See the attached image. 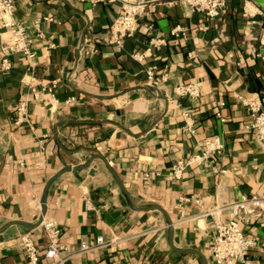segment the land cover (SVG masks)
Returning <instances> with one entry per match:
<instances>
[{
    "label": "crops",
    "instance_id": "crops-1",
    "mask_svg": "<svg viewBox=\"0 0 264 264\" xmlns=\"http://www.w3.org/2000/svg\"><path fill=\"white\" fill-rule=\"evenodd\" d=\"M97 1L14 0L13 19L25 28L35 57L8 55L4 70L12 37L0 21V229L10 221L35 224L45 183L96 152L135 206L165 212L177 251L163 213L127 209L112 175L93 160L49 187L42 224L59 228L66 264H202L200 256L215 264L214 218L205 214L240 196L264 197L263 144L244 104L264 103L262 16L248 23L243 0H228L212 21L192 12L186 0H144L135 35L119 47L109 42V28L120 3ZM250 1L264 14V0ZM175 26L186 34L172 36ZM191 83L200 87L198 99L176 93ZM22 101L28 122L18 124ZM191 122L193 135L186 131ZM213 137L223 143L221 155L174 180L171 165ZM230 217L220 215L222 221ZM240 227L253 239L249 259L264 264V212ZM26 234L40 251V264L48 263L42 225H10L0 233V264H28L20 240ZM97 237L115 241L77 255L81 244L94 245Z\"/></svg>",
    "mask_w": 264,
    "mask_h": 264
},
{
    "label": "built area",
    "instance_id": "built-area-1",
    "mask_svg": "<svg viewBox=\"0 0 264 264\" xmlns=\"http://www.w3.org/2000/svg\"><path fill=\"white\" fill-rule=\"evenodd\" d=\"M80 2H90L96 4L97 0H77ZM113 1V0H110ZM120 10L117 18L109 28V42L121 47L125 38L135 35L138 28L139 15L144 11L146 2L144 0H118ZM194 13L202 14L209 21L214 20L220 15L223 7L228 0H186ZM15 12L14 0H0V21L7 28L12 37L10 45L5 47L2 69L9 68L8 55L23 54L29 59H33L35 54L30 50V40L26 36L25 28L21 23L13 19ZM241 14L248 23H254L257 16H262L260 25V36L258 38L259 47H261L260 56L264 58V14L250 0H243ZM152 29L151 26L148 27ZM185 30L180 26H175L170 31L174 37L184 36ZM156 45L164 44V40H156ZM138 61L143 57L142 54L134 56ZM155 68L151 67L146 71V79L150 83L153 81ZM176 93L188 99H198L200 96V87L195 84L179 85L175 89ZM245 107L248 115L251 117L249 124L250 129L255 132L256 139L263 144L264 153V103L261 100L245 101ZM219 116V114H217ZM27 105L25 101L18 104L16 109V122L21 124L27 121ZM221 118V116H219ZM223 121V119H221ZM192 122L187 125L186 131L193 135L194 130L191 128ZM223 149V143L218 137L210 138L205 141L199 152L194 153L186 159H179L171 165V176L174 180H180L189 166L198 164L206 165L210 156H220ZM217 174H225L226 170L213 169ZM230 213L229 221H222V213ZM264 197L260 198L255 195L240 196L223 206H217L209 210L205 215L214 218V237L212 247V259L215 264H253L249 259V250L253 245V239L244 234L241 224L248 223L252 218L263 214ZM47 245L44 249L43 257L48 260L47 264H66L68 257L61 256L65 247L61 244L60 230L57 225L51 221L43 222ZM22 241L25 257L28 264H40V251L31 239L29 234L20 237ZM110 242L102 237H97L94 245L81 244L78 254L93 252L96 249L105 247L114 242Z\"/></svg>",
    "mask_w": 264,
    "mask_h": 264
},
{
    "label": "water",
    "instance_id": "water-1",
    "mask_svg": "<svg viewBox=\"0 0 264 264\" xmlns=\"http://www.w3.org/2000/svg\"><path fill=\"white\" fill-rule=\"evenodd\" d=\"M93 160H100L103 163L105 169L112 175L117 187H119V189H120V191H121V193H122V195H123V197L125 199V203L127 204V209L134 210V211L157 210L160 213L161 212L163 213V215L165 216V219H166V229H167L168 236H169L170 247L172 248V250L177 251L173 247V242H172V236H171V234H172V222H171L170 219H168V217L166 216L165 212L162 209H160L159 207L155 206V205L144 206V208H138L137 206H135L134 203H132V200L130 198V195H129L128 191H126L125 187H123V185H122L119 177L117 176L116 172L114 170H112V168L110 166H108V162L106 161V159L103 156H101L100 154L96 153V152H94L92 154V156L89 157L85 161L84 164L77 165L75 167H66L63 170H61L60 172H58V174H56L53 177H51L45 183V185L43 187L42 195H41V198H40V203H39L40 214L37 217V220H36L35 224H31V223H28V222L25 223V222H22V221H10L7 226H5V227L0 229V233L2 231H4L6 228H8L10 225H20V226H24V227L27 226V227H30V228H36V227L41 226L42 225V221H43V217L45 216L46 211H47L46 200H47V195H48V192H49L50 185L56 179H58V177L61 174L65 173V172H75V171H78L80 169H84V168L89 167V165L92 163ZM4 165H5V158H4V156L0 155V172L2 171ZM183 252H185V251H183ZM200 258L202 260V264H208V261H207L206 257L200 256Z\"/></svg>",
    "mask_w": 264,
    "mask_h": 264
}]
</instances>
